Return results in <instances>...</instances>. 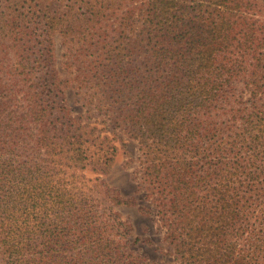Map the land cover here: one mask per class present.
<instances>
[{"label": "trees", "instance_id": "16d2710c", "mask_svg": "<svg viewBox=\"0 0 264 264\" xmlns=\"http://www.w3.org/2000/svg\"><path fill=\"white\" fill-rule=\"evenodd\" d=\"M134 1L0 0V264H264V24L252 0ZM54 36L79 76L59 78ZM118 131L145 205L102 179ZM135 205L161 258L135 250L117 209Z\"/></svg>", "mask_w": 264, "mask_h": 264}, {"label": "rangeland", "instance_id": "374dc122", "mask_svg": "<svg viewBox=\"0 0 264 264\" xmlns=\"http://www.w3.org/2000/svg\"><path fill=\"white\" fill-rule=\"evenodd\" d=\"M5 1V0H4ZM145 0H136L132 4L134 7L142 6ZM11 3L12 10L15 11V15L19 16V14H28L29 12H36L35 15L39 12V3H41L42 13L47 9V0H8V3ZM253 10L250 13H254L255 17L261 24H264V0H252ZM47 6V7H46ZM140 11L135 9V18H137V14ZM114 20V19H112ZM117 24H119V20L117 19ZM115 22V20H114ZM114 22H106L104 23V31L109 36H114L116 34V30L118 28L117 24ZM39 53H33L31 56V62L37 58ZM53 55L55 59V66L58 73L59 78H75L79 76V72L77 71V67L79 66L78 61H75V58L72 57V52L70 50H66L62 45V39L59 36H54L53 40ZM139 60V59H138ZM81 67V66H80ZM82 68L81 70L83 71ZM81 77V76H80ZM76 90V89H75ZM83 90H88L83 88ZM93 89L90 90L92 92ZM76 92V91H75ZM89 92V91H88ZM72 90H68V100L70 102L75 101L78 96ZM77 106L71 105L73 108L72 115L78 114L79 112H86V108H82L79 104ZM118 140L116 144L121 150L116 154L110 169L107 174L102 175V179L105 181L106 186L110 188H115L118 191V194L126 199L131 200L134 199L137 205H145V202L142 200V195L135 194V182L132 180V176L134 173V169L137 168V162H133L131 164H127V161L131 158L136 159L137 148L135 140L130 139L124 132H119L117 134ZM122 143H126L128 152H125L122 149ZM91 177L94 175L91 174ZM137 205L133 207H120L117 208L121 214V218L123 220L128 219L134 228V232L132 238H139L140 242L144 240H150L151 244H139L135 247V250L138 254L146 255L148 258H161L163 253L165 254L168 246L162 241V234L157 230V226L154 222L151 221L150 216L142 215L138 209ZM138 247V248H137ZM164 260H170L172 262V258L169 255L163 257ZM174 264V263H172Z\"/></svg>", "mask_w": 264, "mask_h": 264}]
</instances>
